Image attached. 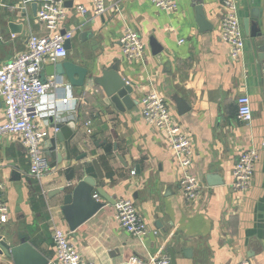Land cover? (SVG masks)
I'll use <instances>...</instances> for the list:
<instances>
[{
  "label": "crops",
  "instance_id": "1",
  "mask_svg": "<svg viewBox=\"0 0 264 264\" xmlns=\"http://www.w3.org/2000/svg\"><path fill=\"white\" fill-rule=\"evenodd\" d=\"M45 2L0 0V69L26 49L29 35L48 32L32 8L35 3L38 11ZM234 2L244 35L238 58L230 56L228 45L220 38L223 0H176V9L169 11L158 9L150 0H106L108 9L99 16L90 11V0H64L61 29H71L74 34L67 55L56 62L73 61L93 75L116 63L133 86L131 97L136 102L121 113L104 101L92 78L87 77L82 87H71L62 76L46 75L45 67L53 62L45 63L40 77L55 81L46 95L54 109L38 119L39 127L46 133L51 116L74 120L76 130L69 139L72 162L87 165V174L94 177L96 186L103 183L113 201L131 198L147 230L142 236L128 233L117 221L113 205L105 202L70 231L61 211L63 194H48L61 185L72 186L77 177L66 180L64 168L48 163V170L34 178L21 139L5 134L0 136V181L8 219L0 223V234L10 243L27 237L49 258L53 228L60 227L69 232L68 238L81 256L96 264H126L134 254L143 258L167 254L173 264H238L245 258L251 264H264V0ZM196 4L202 5L213 24L211 30L199 31ZM79 5L88 11L80 13ZM244 18L248 35L243 30ZM126 25L144 43L141 59L128 60L121 52L119 39ZM251 32L255 34L251 36ZM151 38L158 45L156 53ZM149 90H157L169 101L173 120L182 123L191 138L188 171L201 183L193 201L182 196L181 172L165 134L141 115L140 101ZM241 94L251 100L249 123L237 113ZM175 96L188 106L185 112H178ZM2 119L0 98V122ZM46 143L43 139L42 152ZM249 147L256 148L259 155L251 185L238 191L231 187L232 167ZM93 160L102 179L95 174ZM209 173L221 182L210 184ZM0 264L13 262L0 254Z\"/></svg>",
  "mask_w": 264,
  "mask_h": 264
},
{
  "label": "built area",
  "instance_id": "2",
  "mask_svg": "<svg viewBox=\"0 0 264 264\" xmlns=\"http://www.w3.org/2000/svg\"><path fill=\"white\" fill-rule=\"evenodd\" d=\"M161 10H175L176 0H150ZM90 11L94 16L103 15L108 7L106 0H90ZM224 12L220 19L219 34L229 47L232 58H238L244 48V35L237 14L234 0H223ZM80 13L88 8L79 5ZM64 0H46L37 11L36 17L43 22L48 32L43 35H29L26 49L4 63L0 69V98L3 101V119L0 122V136L15 134L26 148L29 159V174L39 179L49 168L48 160L42 152L45 131L39 127L38 119L51 115L54 109L52 101L46 98L47 92L55 87L50 77L43 81L40 72L45 63L56 62L67 55L64 42L71 39L73 30H62L60 23L65 19ZM121 52L128 60L141 59L144 43L138 34L125 26L120 35ZM141 115L150 125L161 130L169 148L176 158V165L181 172L180 185L186 201L195 200L201 188L199 180L189 173L192 162V141L182 123L173 120L169 101L157 90H149L140 101ZM237 113L240 119L249 123L252 120L251 100L247 94L237 97ZM89 122L86 123L88 125ZM91 129L88 127L87 132ZM258 150L249 147L243 150L232 167L231 187L245 191L252 183L254 165L258 159ZM3 185L0 181V223L8 219L7 205L2 200ZM96 196V194H94ZM114 214L120 226L133 235L142 236L147 227L143 216L138 212L131 198H118L114 204ZM69 232L60 227L52 231L53 254L47 264H96L84 259L68 238ZM126 264H172L169 255L143 258L132 255ZM238 264H251L249 259H242Z\"/></svg>",
  "mask_w": 264,
  "mask_h": 264
},
{
  "label": "water",
  "instance_id": "3",
  "mask_svg": "<svg viewBox=\"0 0 264 264\" xmlns=\"http://www.w3.org/2000/svg\"><path fill=\"white\" fill-rule=\"evenodd\" d=\"M32 8L36 14L37 7L35 3L32 4ZM195 22L199 31H207L213 28V24L206 18L203 7L200 4L195 5ZM248 28V20L244 18L243 30L247 35L249 34ZM254 34L253 32L250 33L251 36ZM85 35L87 36L89 33H85ZM69 42L70 39L64 42L66 49L69 47ZM150 46L152 47V52L156 53V46L158 45L153 38L150 39ZM261 61L264 65V58ZM44 72L46 75L64 77L71 87H82L87 77L92 78L93 83L101 90L105 98L104 101L113 105L121 113L131 108L136 102L131 97L133 86L119 73L116 63H113L109 67L101 68L99 73L93 75L88 72L85 66L73 61L64 60L47 65ZM261 74L264 75V66L262 67ZM261 91L263 92L264 100V79ZM173 101L179 113H183L188 109V106L179 97H173ZM49 119L50 129L46 131L44 136V139L47 141V146L43 149V155L47 160L50 157V161H48L50 167L65 169L64 174L66 180L77 177V181L72 186L68 184L61 185L48 195L55 193L63 194L61 211L68 229L74 231L81 223L102 208L105 202L113 205L115 201L104 191L103 183L96 186L94 177L87 174V165L72 162L69 139L76 130V122L62 116L58 118L51 116ZM78 160L79 157H76L75 161ZM62 164L63 167H60ZM91 164L97 178L102 179L103 173L97 161L93 160ZM206 178L210 184L221 182L217 181L218 179L213 173L207 174ZM94 194H96L98 199ZM185 252L188 253V251ZM0 254L11 258L13 264H47L48 261V256L40 253L29 242L27 237H19L17 243H10L8 238L0 234ZM171 263L173 264L172 258Z\"/></svg>",
  "mask_w": 264,
  "mask_h": 264
}]
</instances>
